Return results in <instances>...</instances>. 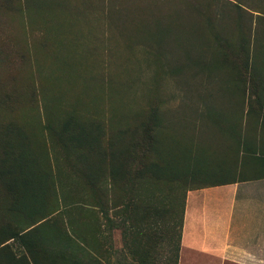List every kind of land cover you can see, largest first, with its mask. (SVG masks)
Listing matches in <instances>:
<instances>
[{"label": "trees", "instance_id": "16d2710c", "mask_svg": "<svg viewBox=\"0 0 264 264\" xmlns=\"http://www.w3.org/2000/svg\"><path fill=\"white\" fill-rule=\"evenodd\" d=\"M259 91L264 0H0V264H84V209L179 241L264 161Z\"/></svg>", "mask_w": 264, "mask_h": 264}, {"label": "crops", "instance_id": "0c3cea01", "mask_svg": "<svg viewBox=\"0 0 264 264\" xmlns=\"http://www.w3.org/2000/svg\"><path fill=\"white\" fill-rule=\"evenodd\" d=\"M263 106L264 92L257 93ZM254 146L264 148V122L255 125ZM259 155V154H257ZM227 184L186 192L177 240L136 238L132 218L124 225L110 210L94 219L84 209V264H264V161L246 158ZM122 224V225H121ZM142 233L152 234L143 224ZM125 235V237H124ZM95 257L96 261L91 259Z\"/></svg>", "mask_w": 264, "mask_h": 264}, {"label": "rangeland", "instance_id": "374dc122", "mask_svg": "<svg viewBox=\"0 0 264 264\" xmlns=\"http://www.w3.org/2000/svg\"><path fill=\"white\" fill-rule=\"evenodd\" d=\"M141 55V54H140ZM142 59V58H141ZM143 65V64H142ZM148 75H150V71H148ZM164 89L166 91V93H170L172 92L176 99L178 100L181 96H183V91L182 89H177L175 90L174 85H171V82L169 81L168 83L164 84ZM174 101V100H173ZM174 104H176V102L174 101Z\"/></svg>", "mask_w": 264, "mask_h": 264}]
</instances>
